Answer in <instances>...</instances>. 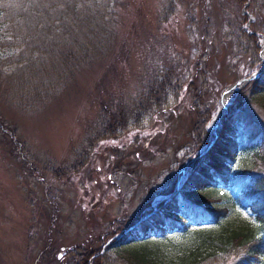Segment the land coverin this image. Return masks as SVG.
<instances>
[{
  "label": "rangeland",
  "instance_id": "374dc122",
  "mask_svg": "<svg viewBox=\"0 0 264 264\" xmlns=\"http://www.w3.org/2000/svg\"><path fill=\"white\" fill-rule=\"evenodd\" d=\"M78 1L89 30L95 6L117 32L108 56L84 66L73 59L89 45L80 40L84 33L73 41L64 29L47 40L50 30L36 27L35 12L61 0H0V264H67L78 257L66 251L74 247L80 254L100 247L104 258L95 264H136L134 249L121 248L134 241L177 260L189 247L182 237L197 229L193 220L158 240L153 233L128 236L132 218L183 197L191 171L223 128L222 121L216 126L225 96L232 105L240 92L258 133L239 128L241 163L230 166L228 184L217 182L203 205L228 207L211 224L214 232L255 228L256 214L229 194L237 172L264 153V85L246 89L264 68L240 90L227 89L264 64V0L61 4L71 9ZM17 16L24 21L14 26ZM256 165L251 171L262 178L264 160Z\"/></svg>",
  "mask_w": 264,
  "mask_h": 264
},
{
  "label": "trees",
  "instance_id": "16d2710c",
  "mask_svg": "<svg viewBox=\"0 0 264 264\" xmlns=\"http://www.w3.org/2000/svg\"><path fill=\"white\" fill-rule=\"evenodd\" d=\"M61 1V3L66 4L67 1L72 2L73 0ZM83 1L90 3V0ZM243 1L246 2L247 0ZM61 3L50 4L49 13L47 11L43 14L40 11L38 13L35 12L38 19L36 27L50 30L48 37H46L47 40L49 36L54 35L53 37H55L57 31L64 29L72 30L69 34H72L73 41L74 39H79L76 33H79V35L84 33L83 37L80 35V40L84 44L87 45L88 43L89 45L86 48L81 45V48H77L78 55L73 58L77 66L90 65L89 62L105 59L116 42L117 32H115V27L112 26L110 31L107 28L108 24H104V16L100 13L102 8L98 10L99 8L93 6L92 10H89V12H99L94 17L89 18L92 21V23L88 24L90 28L92 27L89 30L86 25H83V19L85 18L83 11L85 8L81 1L73 3V8L71 7V9ZM27 7L28 3H25L24 8L27 9ZM63 10L71 11L69 15H64ZM27 11L29 10L27 9ZM1 13H3L2 10H0ZM16 18L18 23L14 22L13 25L19 26L20 21H24V17L17 16ZM54 18L57 20L54 21ZM245 39L256 42L257 37L255 35H246ZM90 40L91 43H89ZM64 41L69 42L68 35L64 36ZM40 43L41 41L38 39L33 42L35 45ZM74 44L77 45L75 42ZM65 62H67V59ZM262 85H264V73L258 79L251 81L246 89L249 87L257 89L256 86L261 88ZM263 93L264 89L260 91L259 95L262 96L264 95ZM241 96L242 92L239 93L235 102L229 106L228 112L223 117V128L217 140L197 161L196 167L191 171L187 180L186 193H184L183 197L180 199L175 196L169 202H160L155 211L152 208L148 209L147 206L139 209L132 218L134 219L132 224L141 220L127 233L128 236L135 234L140 237H147L150 233H175L180 226L185 227L191 219L193 220L191 225H195L197 229L190 232V237H183L188 242L189 245L187 246L189 247L179 253L177 260L170 258V261H168L166 255H160L162 249L155 247L162 243L151 246L155 247L153 249H148L150 248L148 246L136 248L134 246V244H137L135 241L130 245H123L122 249H134L132 254L136 258V264H202L205 260H216V262H219L218 264H229V262L230 264H264V176L260 178L259 174H257L260 171H251L257 166V163L264 160V153L257 152L252 159L247 161V172L242 174L240 171L237 172L235 183L232 184L233 195L229 194L230 197L241 196L256 214L258 224L255 228L237 231L224 229L214 232L210 229L212 227L211 224L220 222L227 215L228 207L226 205H217L216 207L207 208L203 205L204 202L210 199L209 190L218 188L217 182L228 184L231 179L229 177L230 166L241 163L236 159L238 147L237 132L239 128L245 126L247 129L253 130L254 133H258L257 126L252 125L251 121L247 120L249 118L246 114V108L239 101L242 100ZM106 108L108 109L109 106H106ZM165 209L170 213H166ZM126 226L128 224L123 225V227ZM155 238L158 240L162 239ZM96 247L98 248L99 246L97 245ZM74 249L68 250L67 248L66 251L67 253L76 254L78 257L69 259L67 264H88L89 261L91 264H95V257L104 258L103 255H98L102 251L100 247L81 254L78 248L74 247Z\"/></svg>",
  "mask_w": 264,
  "mask_h": 264
},
{
  "label": "water",
  "instance_id": "95a60500",
  "mask_svg": "<svg viewBox=\"0 0 264 264\" xmlns=\"http://www.w3.org/2000/svg\"><path fill=\"white\" fill-rule=\"evenodd\" d=\"M263 68H264V64L262 65L260 71L254 73L253 75L249 76V77L246 78V79H243V80L238 81L237 84L230 86V87L227 89V93L230 92L232 89H235V88L238 89V90L241 89V88H242V87H243L248 81H250V80H252L253 78L257 77V76L260 74V72L263 70ZM225 99H226L227 101H225ZM229 104H230V100H229V98H228V94H227V95L225 96V98H224V103H223L222 109L219 111V114H218V116H217V126H216V129H220V126H221V120H222L224 114L226 113ZM216 135H217V134H216ZM216 135L214 136V139H213L212 141H215V139H216ZM178 185H179V182L177 183V186H178Z\"/></svg>",
  "mask_w": 264,
  "mask_h": 264
},
{
  "label": "bare ground",
  "instance_id": "6f19581e",
  "mask_svg": "<svg viewBox=\"0 0 264 264\" xmlns=\"http://www.w3.org/2000/svg\"><path fill=\"white\" fill-rule=\"evenodd\" d=\"M225 101H227V100L225 99Z\"/></svg>",
  "mask_w": 264,
  "mask_h": 264
}]
</instances>
